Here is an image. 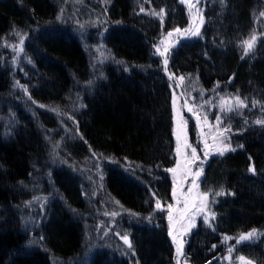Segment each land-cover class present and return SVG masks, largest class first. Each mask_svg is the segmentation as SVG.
<instances>
[{
    "label": "trees",
    "instance_id": "obj_1",
    "mask_svg": "<svg viewBox=\"0 0 264 264\" xmlns=\"http://www.w3.org/2000/svg\"><path fill=\"white\" fill-rule=\"evenodd\" d=\"M261 13L264 0H0V264H264ZM177 97L214 214L179 255Z\"/></svg>",
    "mask_w": 264,
    "mask_h": 264
},
{
    "label": "rangeland",
    "instance_id": "obj_2",
    "mask_svg": "<svg viewBox=\"0 0 264 264\" xmlns=\"http://www.w3.org/2000/svg\"><path fill=\"white\" fill-rule=\"evenodd\" d=\"M98 46H96V49ZM101 54V53H100ZM180 100L177 97L175 100V122H174V131L177 127V120H182L186 121L182 109H187L186 105H181ZM184 133H186L187 136V143L191 145L192 148H195L189 137V132H188V125L186 122V127L184 129ZM176 138V136H175ZM183 140H184V135L182 134L181 136V145H182V151L181 153H177L178 156V165L176 167L177 171H181L182 173L184 172L189 176L183 177L182 179L178 178L176 182L174 183L173 190L175 189L176 196L174 197V204L177 202L178 205L175 208V211L170 213L171 214V223L170 227H172V232H173V237H175V243H176V250H177V245H180V253L181 251H184L185 245L187 243V237L188 235L192 232L197 227L198 220L199 218H204L205 215L208 216V223H209V218L210 216L213 218L214 214L209 210H207L204 206L205 200L203 198V195L200 193L199 185H198V178L201 176V173L199 169L195 167V164L197 160L199 159L198 151L196 149V156L193 157L191 154V148H184L183 147ZM177 145V141H176ZM176 171V172H177ZM175 172V173H176ZM200 173L197 175V173ZM178 198H182V202L178 201ZM183 203V206H182ZM109 215V214H108ZM204 222V219H203ZM104 223V221L101 222V224ZM194 225V226H193ZM104 226V225H103ZM102 225H98V228L95 227V234L99 230H101ZM109 229V228H108ZM101 230L99 235L97 234L98 238L104 239L109 230ZM128 236V239L130 240V236ZM96 237V238H97ZM108 240V239H107ZM122 241H124L122 239ZM112 242L110 240L104 241L100 240L99 244L98 241L95 243L92 242V249H90L87 253V255L84 258V263H88L90 257L92 254L100 249V246H107L110 247V244ZM98 244V247H96ZM231 259V258H229ZM227 260L231 262L232 264H248L247 261L244 260L241 261L240 259L235 260ZM237 260V262H236Z\"/></svg>",
    "mask_w": 264,
    "mask_h": 264
},
{
    "label": "snow or ice",
    "instance_id": "obj_3",
    "mask_svg": "<svg viewBox=\"0 0 264 264\" xmlns=\"http://www.w3.org/2000/svg\"><path fill=\"white\" fill-rule=\"evenodd\" d=\"M141 11H143V9H141ZM161 12H163V10H161ZM153 15H161V13H153ZM261 15H264V13H261ZM175 31L176 32H180L181 30L179 28H177V29H175ZM185 31H187V30H185ZM16 35H19V33H16ZM171 35H172V32H169L168 33V36H171ZM191 35H193V36L199 35V28H196L194 31H192L191 32ZM254 41H255V36L252 37L251 41H249V40H245L244 41V44L247 45V49L245 50L244 55H247L248 54V51H250L252 49ZM20 44L21 45L23 44V37H21ZM13 48L15 50V46H13ZM19 51L22 52L23 51V48L20 47L19 48ZM166 52H167V49H165L163 52L160 51V48L159 47H157V49H156V53L159 54V55H161V56H164ZM167 63H168V60H167V58H165L164 59L165 66L167 65ZM179 79L180 80H183V77H180ZM218 86L219 85H217V87ZM21 87H23V86H21ZM24 90H25V92L27 91L26 88ZM235 100H236V106L237 107H246V105L244 104V102L242 100H240L239 96L235 97ZM205 103H211V102L210 101H206ZM173 104L175 106V99L173 100ZM185 105H187V101H185ZM40 107H44V106L43 105H40ZM201 107H203V105H201ZM219 107H220V111L222 113L223 112H231V111H233L232 105L229 104V105L225 106V101H224V98L223 97L221 98V104H220ZM53 111H57V110L56 109H53ZM188 111L189 112H192V109L189 108ZM193 115H195V113H193ZM205 121H207V115H205ZM215 121H216V125L218 126L221 123L220 116H216L215 117ZM257 123H262V121H257ZM185 127H186V121H182V120H179L178 119L177 120V127H176L175 132H174V134L176 136V141H177L176 152L179 154L182 151L181 136L183 134L184 135L183 147L184 148H191V154H192L193 157H195L196 156V149L195 148H192L191 145H189L187 143V136H186V133H184ZM214 139H215V137H214ZM204 146H205V149H207V147H208L207 141L204 142ZM227 150L235 151V149H231L230 146H226L225 148H217L216 149V152L219 155L222 156V155H224V152L227 151ZM205 156H207V152H205ZM178 167H179V165H178ZM167 171H170V172H172V173L175 174V172L177 171V169L176 168H173V169H168ZM250 171H252L254 173L255 172V168L254 167L250 168ZM199 174L200 173L198 172L197 175H199ZM153 195H155V194H153ZM172 195H173V197L176 196L175 189L173 190ZM216 195H223V192L216 193ZM203 198H204L205 201H207L208 194L207 193H204L203 194ZM155 203H156L157 208H159L160 207V201L159 200H156ZM168 208L171 209L172 208V205L169 204L168 205ZM112 215H116V213H112ZM169 221L171 223V214L170 213H169ZM204 222L205 223H208V216L207 215L204 216ZM169 234L171 235V232ZM255 235H256V230L255 229H253L252 231L248 232L247 234H241V236L237 240V243H240L241 241H244V240H248V239L254 237ZM121 239L124 240V243L127 244L129 248L132 247V244H131L130 240L128 239V236L127 235L122 236ZM173 239L175 240V237H173ZM225 239H229V238H225ZM231 251H232V249L230 248L229 249V252H231ZM177 253H178V255L180 254V245L179 244L177 245ZM239 259L241 261H243L244 260V257H239Z\"/></svg>",
    "mask_w": 264,
    "mask_h": 264
}]
</instances>
